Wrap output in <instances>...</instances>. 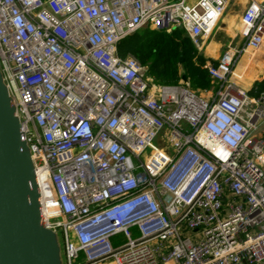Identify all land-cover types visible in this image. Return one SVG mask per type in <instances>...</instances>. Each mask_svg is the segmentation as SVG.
<instances>
[{"label":"built area","instance_id":"built-area-1","mask_svg":"<svg viewBox=\"0 0 264 264\" xmlns=\"http://www.w3.org/2000/svg\"><path fill=\"white\" fill-rule=\"evenodd\" d=\"M227 3L0 0V69L64 264H264V91L234 78L264 47V0H248L242 43L206 62L210 97L118 51L147 28L199 48Z\"/></svg>","mask_w":264,"mask_h":264},{"label":"water","instance_id":"water-1","mask_svg":"<svg viewBox=\"0 0 264 264\" xmlns=\"http://www.w3.org/2000/svg\"><path fill=\"white\" fill-rule=\"evenodd\" d=\"M0 264H64L60 233L44 223L35 166L1 69Z\"/></svg>","mask_w":264,"mask_h":264},{"label":"trees","instance_id":"trees-1","mask_svg":"<svg viewBox=\"0 0 264 264\" xmlns=\"http://www.w3.org/2000/svg\"><path fill=\"white\" fill-rule=\"evenodd\" d=\"M118 51L121 56L137 57L158 83H177L185 75L195 90L211 86L206 56L181 27L170 32L150 28L136 32L119 42ZM261 91H264V76L249 89L253 95ZM258 136L264 141V126Z\"/></svg>","mask_w":264,"mask_h":264},{"label":"crops","instance_id":"crops-1","mask_svg":"<svg viewBox=\"0 0 264 264\" xmlns=\"http://www.w3.org/2000/svg\"><path fill=\"white\" fill-rule=\"evenodd\" d=\"M248 3V0H228L226 10L222 17L226 14H228V11L232 9V7L235 4H238L241 6L242 10L241 13H238L239 21H240V28L238 30L239 32V41L234 45H240L242 43V37L240 34L242 23L240 20L241 14L243 13L246 5ZM221 17V18H222ZM211 35L204 39L202 46L205 47L204 50L208 51L203 53L208 61L218 62L220 56L222 55L217 52L216 44H213L210 42ZM232 44V43H231ZM200 49V48H199ZM225 51V50H224ZM204 52V51H203ZM264 76V47L259 50L258 52H247L243 54L241 59L239 60L236 68H235V79L236 81L241 84L242 86L246 87L247 89H250L253 85V83L260 77ZM217 88L216 84L211 79V86L208 88H201V89H194L195 91H198L201 95L210 97L212 96V92L215 91ZM208 90L207 92H205Z\"/></svg>","mask_w":264,"mask_h":264},{"label":"rangeland","instance_id":"rangeland-1","mask_svg":"<svg viewBox=\"0 0 264 264\" xmlns=\"http://www.w3.org/2000/svg\"><path fill=\"white\" fill-rule=\"evenodd\" d=\"M241 6L235 4L231 10L228 11V14L224 16V18H220L215 29L211 34L210 42L216 44V49L219 54L224 52L229 44H236L239 41V28L240 21L238 17V13H241ZM200 51L205 53L208 52L200 45ZM258 52V51H256ZM158 142V141H156ZM126 241V238L123 235H120L116 240H114L115 244H120Z\"/></svg>","mask_w":264,"mask_h":264},{"label":"bare ground","instance_id":"bare-ground-1","mask_svg":"<svg viewBox=\"0 0 264 264\" xmlns=\"http://www.w3.org/2000/svg\"><path fill=\"white\" fill-rule=\"evenodd\" d=\"M39 180H40V182H41V189H42V191H43V194H44V192L47 193V184H46V181L44 180V177H40V176H39ZM44 188H45V189H44Z\"/></svg>","mask_w":264,"mask_h":264}]
</instances>
